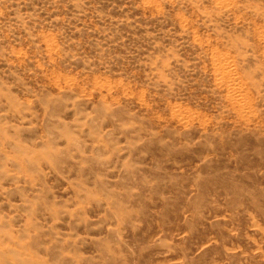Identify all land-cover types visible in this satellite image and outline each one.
Masks as SVG:
<instances>
[{"label":"rangeland","instance_id":"rangeland-1","mask_svg":"<svg viewBox=\"0 0 264 264\" xmlns=\"http://www.w3.org/2000/svg\"><path fill=\"white\" fill-rule=\"evenodd\" d=\"M0 264H264V0H0Z\"/></svg>","mask_w":264,"mask_h":264}]
</instances>
